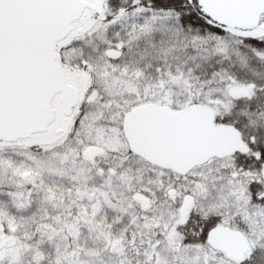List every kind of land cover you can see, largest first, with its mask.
<instances>
[{
  "label": "snow or ice",
  "instance_id": "6c2138e0",
  "mask_svg": "<svg viewBox=\"0 0 264 264\" xmlns=\"http://www.w3.org/2000/svg\"><path fill=\"white\" fill-rule=\"evenodd\" d=\"M0 264H264V0H0Z\"/></svg>",
  "mask_w": 264,
  "mask_h": 264
}]
</instances>
